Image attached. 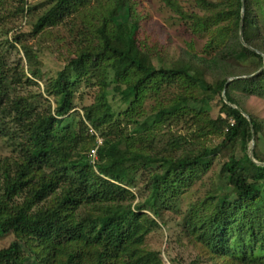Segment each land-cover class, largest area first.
Listing matches in <instances>:
<instances>
[{
  "label": "trees",
  "instance_id": "16d2710c",
  "mask_svg": "<svg viewBox=\"0 0 264 264\" xmlns=\"http://www.w3.org/2000/svg\"><path fill=\"white\" fill-rule=\"evenodd\" d=\"M161 2L206 39L200 53L190 44L170 57L133 0H48L26 33L14 26L35 8L0 0V237H13L11 264H163L147 241L173 218L189 264H264V166L247 154L253 142L264 164V121L246 109L264 101V0ZM53 30L67 34V57L47 77L29 40ZM42 79L41 92L25 91ZM82 88L95 91L78 113ZM90 129L102 140L94 162ZM195 187L206 189L187 200Z\"/></svg>",
  "mask_w": 264,
  "mask_h": 264
},
{
  "label": "rangeland",
  "instance_id": "374dc122",
  "mask_svg": "<svg viewBox=\"0 0 264 264\" xmlns=\"http://www.w3.org/2000/svg\"><path fill=\"white\" fill-rule=\"evenodd\" d=\"M138 3V10L143 15L145 19L143 25L147 33L152 37L156 38L158 42L167 48L168 54L170 57H177L179 51L187 47V45H193L195 50L200 53L202 48L206 43L205 38H198L193 36L184 23H181L177 17L168 10L161 0H133ZM28 5L35 8L33 13L27 16L25 19L20 20L16 23L14 27L20 29V31L26 33L30 31L31 26L36 22L37 17L40 16L44 11L49 7L48 0H28ZM187 6V4H184ZM13 27V26H11ZM59 35L60 37H66L65 42L60 45L57 42L55 36ZM2 37L3 34H2ZM10 35H7L9 38ZM67 34L62 30H53L51 38L38 39V40H29V44L38 49L39 52V61L41 65V70L47 77H53L58 71L61 70L65 64L66 53L65 51L68 48L67 45ZM36 42H39L37 44ZM36 45V46H35ZM8 57L11 63L16 62L22 57V53L19 52V48L16 50L9 49ZM45 79L37 81L39 88L30 87L26 88L25 91H30L32 94H38L41 92ZM83 92V99H76L77 109L76 111L80 113L82 106L90 105L93 102L94 91L95 89H84L80 90ZM112 100V99H111ZM113 111L117 113L120 110V105L115 102H110ZM247 111L257 118L264 121V101L251 98L246 103ZM259 152L264 154V137L263 142L258 149ZM227 151L221 152L218 154L217 159L213 161L209 173L215 172L217 170V164L221 162L226 156ZM248 154V150H247ZM8 155V152L3 148L0 143V156ZM238 156L242 155L240 152L237 153ZM206 188L195 187L194 190L189 195L188 199H194L196 196H201L204 193ZM177 221L173 218L172 221H169L167 228L161 227L155 230L150 237L148 238L147 244L150 249L153 251H158L162 259L163 264H169V257L176 258L179 261L182 260L181 264H189V260L193 257L191 249H185L180 246L179 243L172 242L179 235V228L176 227ZM169 228V229H168ZM171 239V243L169 242ZM13 241L11 235H6L0 237V264H11L8 260V255L4 251H9V246ZM185 243V242H183ZM23 256H20V259ZM20 261V260H19ZM22 261V259H21ZM20 264V263H19Z\"/></svg>",
  "mask_w": 264,
  "mask_h": 264
},
{
  "label": "water",
  "instance_id": "95a60500",
  "mask_svg": "<svg viewBox=\"0 0 264 264\" xmlns=\"http://www.w3.org/2000/svg\"><path fill=\"white\" fill-rule=\"evenodd\" d=\"M263 64H264V63H263ZM228 81H231V79L228 80ZM222 96H223V101H224L227 105H229L230 107H232V108H234V109H237L235 106L230 105V104L225 100V98H224V93L222 94ZM241 113H242V112H241ZM242 115L248 120V122H249V124H250V126H251V121H250L249 117H248L246 114H244V113H242ZM253 147H254V144H253V142H251V144H250V146H249V148H248V157H249V160H250L252 163L256 164V165L264 166V164L257 163V162L253 159V156H252Z\"/></svg>",
  "mask_w": 264,
  "mask_h": 264
},
{
  "label": "built area",
  "instance_id": "2783aa9c",
  "mask_svg": "<svg viewBox=\"0 0 264 264\" xmlns=\"http://www.w3.org/2000/svg\"><path fill=\"white\" fill-rule=\"evenodd\" d=\"M28 1V0H27ZM89 134L91 136H93L95 138V143H96V147L93 148L90 152H89V158L91 159L92 162H94V160L96 159V150L97 148L101 145L102 140L101 138L93 131V130H89Z\"/></svg>",
  "mask_w": 264,
  "mask_h": 264
}]
</instances>
